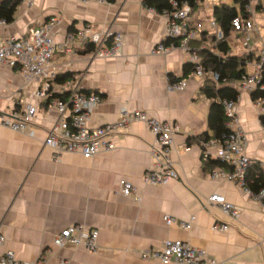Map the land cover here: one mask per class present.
Returning <instances> with one entry per match:
<instances>
[{"label":"crops","instance_id":"obj_1","mask_svg":"<svg viewBox=\"0 0 264 264\" xmlns=\"http://www.w3.org/2000/svg\"><path fill=\"white\" fill-rule=\"evenodd\" d=\"M229 1H198L191 23H201L209 34L208 21L213 18L214 5ZM233 2L230 6L238 7ZM168 3L169 0H22L13 21L1 28V36L23 37L30 29L52 18L59 19L54 29L57 44L85 24L108 34L107 44L120 34L118 56L94 57V47L86 52L87 47L74 36V55L55 53L51 68H57L58 75L72 73V81L79 83L84 92L100 96L101 102L88 120L91 128L115 123L123 107L177 125L179 131L173 137L169 159L179 178L163 186L143 184L142 176L153 163L149 147L154 137L141 122L132 123L126 135L117 136L115 148L107 153L87 159L77 154L56 158L42 141L58 120V112L48 109L46 100L34 98L40 83L27 82L16 69L0 65V236L4 239L0 253L10 251L24 264L39 259L45 264H160L141 260L139 252L158 249L170 239L202 249L221 264H264L261 203L234 182L212 179L213 169L204 168L200 146L186 145L189 137L211 134L207 126L211 100L201 92L208 79L186 72L188 55L179 49L163 55L150 54L164 41L166 22L161 11ZM249 3L253 7V28L248 47L239 40L245 41V32L232 31L227 39L230 59L248 53L258 55L264 46V0ZM190 46L198 53L211 44L197 39ZM255 64L247 63L246 73L253 72ZM184 78L188 81L186 89L167 90L169 83ZM26 105L37 109L26 131H13L3 124ZM234 105L238 118L234 129L245 136V155L252 164L264 168V127L260 123L263 112L250 94L242 91ZM29 128L34 132L32 137L28 135ZM217 168L221 167L214 169ZM121 181L134 187L139 202L121 195ZM211 194L222 195L237 209V221H230L216 209L207 211L201 207L202 200ZM164 216L185 222L191 217L194 220L189 230H183L176 224L166 225ZM225 222L230 226L227 232L212 229L215 223ZM71 224L98 229L95 254L82 247L53 246L54 237Z\"/></svg>","mask_w":264,"mask_h":264},{"label":"built area","instance_id":"obj_2","mask_svg":"<svg viewBox=\"0 0 264 264\" xmlns=\"http://www.w3.org/2000/svg\"><path fill=\"white\" fill-rule=\"evenodd\" d=\"M86 1V0H80ZM105 3L106 0H96ZM215 1V0H213ZM169 8H163L162 17L166 22L165 38L163 43L157 44L150 51L151 55H163L173 49H179L188 55V61L193 65L192 74L203 80L210 79L216 85L219 83V75L216 72L205 71L202 65V58L190 46L191 41L200 38L204 32L201 23H191L192 10L187 2L178 3L176 0H169ZM245 12L253 13V7L249 3L245 6ZM59 19L52 18L38 27L30 29L23 37L1 36L0 34V65L16 69L23 74L26 81L40 83L33 96L37 101L46 100L48 109L54 108L58 112V120L46 132L42 141L43 146L50 148L54 156L59 158L64 154H77L84 158H91L96 154L107 153L115 148L114 139L128 133L129 126L134 122H141L154 137L149 147V154L153 163L146 169L142 176V182L149 186H163L171 180L179 178L169 155L172 152L173 137L179 131V127L173 123L159 121L143 111H130L123 107L119 111V117L115 123L106 124L101 127L91 128L88 120L92 111L100 104L101 98L97 94H85L75 81L55 82L58 75L57 68L52 67V57L55 53L74 55L72 45L74 36H77L83 45L92 44L94 57L110 58L118 56L122 46L120 34L113 36L108 43V34L92 29L90 24H85L75 34L66 36L62 44L55 41L54 29ZM209 34H214L216 40L222 39V33L213 18L208 21ZM6 21L0 19V30L5 27ZM232 27L236 32H245L243 45L248 47L250 32L253 28V20L236 17L232 21ZM167 40H176L178 45L164 44ZM107 44V45H106ZM203 49H206L203 47ZM259 61L251 73H246L239 81L223 83L236 87L239 91L251 93L257 88L264 90L260 85V65L264 63V46L259 51ZM188 86L187 79L173 81L168 84L169 92H180ZM59 96V98H54ZM63 97V100L61 99ZM19 102H21L19 100ZM256 104L264 114V100H257ZM225 115L228 118V128L231 132L220 141H209L203 145L201 161L206 162L208 157L219 160L226 164L227 168H217L210 172L212 179L227 180L240 186L244 193L252 199L261 203L264 210V190L253 194L245 188L244 175L251 160L245 155L246 140L243 132L234 129L238 118L234 112V103L222 101ZM36 107L26 105L22 110L14 111L3 124L13 131L23 132L28 129L36 113ZM34 132L29 128L28 135L33 136ZM214 149L213 153L210 150ZM120 193L125 197H132L136 202L139 198L134 196V187L126 181L120 183ZM201 207L204 210H218L230 221H237L239 214L237 209L229 203L225 197L218 194H211L202 200ZM166 225L176 224L183 230L191 228L194 217L188 222L180 221L168 216L163 218ZM228 223H215L213 230L225 233L229 230ZM98 229H89L83 225L71 224L61 230L54 239L53 246L63 248L66 245L82 247L87 252H97ZM0 236V246L3 243ZM143 261L158 262L160 264H221L210 258L202 249L190 246L188 243L179 240H165L158 249H147L139 252ZM0 264H24L17 261L12 252L0 253ZM33 264H45L39 259ZM64 264V263H62Z\"/></svg>","mask_w":264,"mask_h":264},{"label":"trees","instance_id":"obj_3","mask_svg":"<svg viewBox=\"0 0 264 264\" xmlns=\"http://www.w3.org/2000/svg\"><path fill=\"white\" fill-rule=\"evenodd\" d=\"M22 0H0V19H4L6 24L13 21L15 12ZM108 1V0H107ZM178 3L187 2L192 10L195 12L198 8V1L200 0H176ZM250 0H235L238 7L230 6L225 3H218L214 5L212 9V17L222 33V39L216 40L214 34H208L206 32L201 33L199 41L209 42L211 47L198 52L202 58V65L205 71L216 72L219 75V83L216 85L210 79H208L201 88L202 94L209 100L211 104L209 106L207 116V126L211 134L203 133L198 136L189 137L186 145L192 144L199 145L203 149V145L209 141L222 142L223 137L228 136L231 129L228 128V118L225 115L222 101H230L236 103L239 97V90L236 87L227 85L222 82L239 81L243 75L246 74L245 65L253 61L258 62L259 56L254 53L244 54L241 58L230 59L228 53L230 47L228 44V37L235 31L232 27V21L236 17L242 19H250L251 15L245 12V6L249 4ZM164 4H167L166 2ZM163 8H169V5H164ZM166 46L170 44L178 45L176 40H167L164 42ZM197 45V43H195ZM88 49H87V48ZM86 52L93 50V45L85 46ZM194 67L192 64L187 66L186 72H193ZM260 85L264 86V63L260 65ZM73 74L65 73L59 74L55 77V82L61 83L64 81H72ZM85 94H91L84 92ZM250 97L253 101L264 100V90L257 88L250 93ZM54 98H59L55 96ZM63 100V97L61 98ZM260 123L264 127V114L260 117ZM215 167L227 168L226 164L208 157L204 162L205 169H214ZM245 188L251 191L253 194H258L264 190V168L260 167L257 163H250L248 169L244 175Z\"/></svg>","mask_w":264,"mask_h":264},{"label":"rangeland","instance_id":"obj_4","mask_svg":"<svg viewBox=\"0 0 264 264\" xmlns=\"http://www.w3.org/2000/svg\"><path fill=\"white\" fill-rule=\"evenodd\" d=\"M225 3V2H224ZM225 4H228V5H233L234 4V2H233V0H230L228 3H225ZM240 40V42H241V44L244 42V39H239ZM230 42H231V44L233 43L232 42V40L230 39ZM241 46V45H240ZM239 51H241V49L239 48Z\"/></svg>","mask_w":264,"mask_h":264}]
</instances>
